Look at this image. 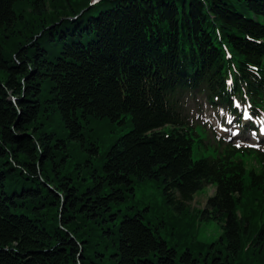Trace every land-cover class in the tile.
I'll list each match as a JSON object with an SVG mask.
<instances>
[{
	"label": "trees",
	"instance_id": "trees-1",
	"mask_svg": "<svg viewBox=\"0 0 264 264\" xmlns=\"http://www.w3.org/2000/svg\"><path fill=\"white\" fill-rule=\"evenodd\" d=\"M194 94L264 115V0H0V264H264V151L194 160Z\"/></svg>",
	"mask_w": 264,
	"mask_h": 264
},
{
	"label": "rangeland",
	"instance_id": "rangeland-1",
	"mask_svg": "<svg viewBox=\"0 0 264 264\" xmlns=\"http://www.w3.org/2000/svg\"><path fill=\"white\" fill-rule=\"evenodd\" d=\"M92 1L95 0H90L91 4ZM186 103V107L188 108V116L191 122L197 124L199 128L203 129L199 131V134L202 136V138H204V144L200 142L195 144L192 152V157L194 160L199 159L200 157L215 156L214 146H221L217 142L218 137L224 140V142L234 144L235 146H248L259 150H264V140L260 141L253 131H248L246 134H243V131H241L238 135H234L232 133V128H240L241 130L244 127L242 126L243 123L237 122V118L226 108L214 107L210 105L200 94H194L190 98H187ZM240 107L241 104H238L237 108L239 109ZM251 113H253L252 109ZM255 115H257V117L254 123L257 125H264V115H260V113ZM230 120L232 123L228 124ZM130 129V125L123 130H120L116 127L114 129L104 127L102 132H105L104 138L108 140L110 136L113 138L119 137L121 134L126 133ZM245 136H249L251 138L249 142L244 140ZM253 137L255 139H252ZM245 161L247 163V167L258 166L252 157H246ZM213 192L214 187L211 185H208L207 187H204L196 192L193 201L189 204V211L191 212L193 209H202L206 199L213 195ZM125 206L127 208L135 207L137 210L142 211V214L145 215L146 220L153 223H156V218L158 219L161 217V213L176 215V213L167 204L162 202L160 191L155 186L150 184L137 187L134 196L131 200H127ZM149 206H152V210L150 209V212L144 211L143 208ZM126 211L128 213L133 212L131 209ZM190 212H188V215H190ZM222 223L223 222L213 219L208 221H199V223L197 222L198 239L205 243H211L218 240L222 233ZM160 230L162 231L161 235L165 239H168V237L165 235V232H163V228H160Z\"/></svg>",
	"mask_w": 264,
	"mask_h": 264
},
{
	"label": "water",
	"instance_id": "water-1",
	"mask_svg": "<svg viewBox=\"0 0 264 264\" xmlns=\"http://www.w3.org/2000/svg\"><path fill=\"white\" fill-rule=\"evenodd\" d=\"M12 100H13V98H12Z\"/></svg>",
	"mask_w": 264,
	"mask_h": 264
}]
</instances>
